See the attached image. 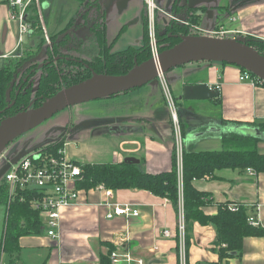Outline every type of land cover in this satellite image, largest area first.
<instances>
[{
	"label": "crops",
	"instance_id": "0c3cea01",
	"mask_svg": "<svg viewBox=\"0 0 264 264\" xmlns=\"http://www.w3.org/2000/svg\"><path fill=\"white\" fill-rule=\"evenodd\" d=\"M92 1H99L105 5V0ZM118 1L120 9H125L129 3V0ZM108 2L111 3L110 0ZM177 2L178 0H156L158 10L172 7L173 11L169 14L174 15L176 12L177 16L185 21L189 20V17L187 18L189 8H196L199 16L197 26L202 31L211 32L223 25L229 30L240 31L238 34L230 35L231 38L251 37L255 40H264V0H180L179 4ZM43 3L51 10L50 12L55 11L57 19L62 17L69 21L83 8L80 6L81 0H44ZM144 5V0H140L136 23L139 20L143 22ZM232 16L235 20L231 21ZM157 23L158 27L166 24ZM107 28L106 18V30ZM19 34L17 21L10 18L9 6L1 2L0 66L5 60L18 58L30 48L31 44L28 43L21 46L25 35L23 41L19 43ZM33 34L26 35L31 37ZM112 44L115 45L114 42ZM182 71L183 73L175 78L178 89L183 83L206 82L220 90L219 100L217 98L192 100L196 102L195 106L201 115L196 116L189 124L185 123L186 138H189V142L197 141V138L206 137L207 134H220L224 128L227 131H234L235 122L264 123V85L240 81L241 69L238 66L190 63ZM208 111L211 114L207 113ZM208 116L212 118L202 123V119ZM120 117L122 116L115 118ZM146 122L150 123L148 127L139 122L135 124L137 128L130 123L115 125L120 130L118 129L112 136H121L123 139L120 141L121 151L127 155L114 152L111 160L106 162L121 163L126 156H133L141 159L143 169L148 173H161L171 169L173 163L171 135L156 123L147 119ZM201 126L203 127L200 128ZM208 129L212 131L207 132ZM194 134L197 137L190 139ZM213 138L221 143V148L196 146L194 150L225 148L222 138ZM260 141L264 142L262 139ZM194 185L203 192H209L215 200L204 208L206 214L216 215L223 203L239 204L246 208L251 218L264 226V172L256 171L255 175H250L248 170L222 168L215 175L195 179ZM81 189L79 204L64 207L62 210L60 237L50 238L45 233V228L39 234L22 236L15 264H140L139 260L143 261L142 264L180 263L178 244L180 208L177 210L167 197L140 188L113 190L112 196H106L104 190L94 187L90 190ZM122 203L138 208L139 213L109 217L108 214L114 211L113 204ZM186 229L189 238V264H220L215 243L217 228L214 224L203 225L195 221L188 224ZM113 251L120 254L121 261L114 262L111 259ZM125 254H129L132 261L126 260ZM222 264H264V237H245L241 256L229 257Z\"/></svg>",
	"mask_w": 264,
	"mask_h": 264
},
{
	"label": "trees",
	"instance_id": "16d2710c",
	"mask_svg": "<svg viewBox=\"0 0 264 264\" xmlns=\"http://www.w3.org/2000/svg\"><path fill=\"white\" fill-rule=\"evenodd\" d=\"M44 0H41L43 2ZM196 8H189L191 23H197L198 14ZM144 29V45L130 46L122 50L113 51V44L109 43L106 30V15L103 3L99 1L86 0L82 10H78L73 18L69 21L67 29L62 33L52 35L53 42L47 46V53L68 52L71 58L77 57L84 59L87 65L79 62L63 61L56 66L47 67L42 73L41 82L36 88L39 95L52 96L59 92L63 87L73 85L76 82L85 80L92 76V71L97 73H108L113 75L127 73L134 66L136 59L139 63L151 58V47L149 43L147 14L142 13ZM197 14V15H196ZM197 16V17H196ZM32 18L36 19V15ZM35 28L32 31L42 32L39 22H35ZM157 28L158 30V24ZM170 28V27H168ZM81 29L82 33H78ZM190 30V29H189ZM188 27L174 23L173 35L169 33L157 32L159 49L174 46L180 37L176 33L187 35ZM188 32V33H187ZM43 33V32H42ZM178 34V35H180ZM247 43L254 47L260 54H264V40H255L247 37ZM43 42H46L45 37ZM38 47H41V43ZM74 53H80L82 56H76ZM12 59V58H10ZM8 61V60H7ZM12 66L3 63L0 66V89L1 99L5 102L10 98V84L15 72L17 62L12 60ZM222 64H227L221 62ZM240 68V67H239ZM241 70H245L240 68ZM219 100V98H217ZM27 103L28 99L18 97L16 109L20 103ZM21 103V104H22ZM41 103V102H40ZM20 109V107H19ZM235 126L246 125L260 128L264 133V123H243L235 122ZM233 126V127H235ZM235 134L222 137L224 144L230 143L227 148L221 150L196 151L184 147L183 152V180L182 190L179 186V176L177 172V158L173 153V163L169 170L161 173H148L140 163H128L125 160L121 163L106 162L92 163L82 165L83 180L79 183L80 188L87 190L92 189L98 184H104L107 188L113 190L128 189H146L155 195L167 197L179 210L180 197L184 201V214L186 227L195 221L203 225L213 223L217 228V245L219 263L234 255L241 256L245 237H264V226L249 223L250 214L246 208L239 204L223 203L219 206L216 215L206 214L204 208L215 202L211 194L199 190L194 185V180L203 178L208 175H215L222 168H239L246 170L253 168L257 172H264V153L259 147L260 139L254 136H245L240 134L236 129ZM226 142V143H225ZM62 143L51 142L44 146L56 150ZM226 146V145H225ZM32 195L28 192H21L9 201L7 197V228L6 236L0 242V260L3 252H9L11 256L10 264H15L14 260L18 257L20 246L19 240L25 235H36L43 230V221L39 216V211L34 210L30 205ZM237 206V210L232 207ZM186 244V264L188 262L189 238L185 235ZM1 264V263H0Z\"/></svg>",
	"mask_w": 264,
	"mask_h": 264
},
{
	"label": "rangeland",
	"instance_id": "374dc122",
	"mask_svg": "<svg viewBox=\"0 0 264 264\" xmlns=\"http://www.w3.org/2000/svg\"><path fill=\"white\" fill-rule=\"evenodd\" d=\"M110 1L111 3L108 2V0H105L104 9L106 10V18L108 23L107 30H109L108 40L109 43L114 42L115 44L113 46V51L122 50L132 45L134 46L136 45L137 47L143 46L145 44L143 40V35H144L143 22H141L140 20L138 23L135 22L137 18V14L140 11V7H139L140 0H129V3L125 9H120L118 0H110ZM81 2L82 3L80 6H84L86 4V0H81ZM144 2H145L144 12L145 14H147L148 17L147 29L149 34V43L151 47L150 57H152L157 52L158 53L161 52V50L159 49L160 43H158V39H157V32H159L160 30H158L156 25L158 23H156L154 42L156 41L157 45L155 44V46H152L153 41L151 40L150 29H149L152 18H151V14H149L146 0H144ZM41 3L45 17V25L49 33V39H51V37L53 38L54 35L62 33L63 30L68 28L69 20H64V18L62 17L57 19V17H55V11L52 10V12H50L51 10L47 9L45 3L43 2ZM171 8L172 7H170V9L160 8L156 13V16L157 14H159V16H157V22L159 23L162 22L166 24L170 22L172 18L169 15L171 16L173 15V14H169V12L173 11L172 10L173 8L172 9ZM189 15L190 13L188 11L187 18L188 17L190 18ZM176 19H177L176 20L177 24L188 27V30L190 29L188 31L189 33L187 32L188 33L187 35L191 33L198 35H203V34L210 35L209 31L199 32V30H197L196 32H194L193 26H196L197 23H191L190 19L186 20L187 22L184 19H180L178 16ZM76 31H78V33H82L81 29H77ZM170 34L173 35V32H171ZM175 34H180V33L175 32ZM43 38H44V33L39 32L37 30L31 37L25 35L24 42L22 43L21 46L23 47L27 45V43L31 44V46L30 48L24 51V53L22 54L24 55L23 57L34 55L35 53L45 48V45L49 42H43ZM46 40L48 41V39ZM40 42L43 43H41L40 45L41 47H38V44ZM17 59L20 58L7 59L8 61L5 60L4 62L7 64V66H12V62H13L12 60L17 62ZM190 63H194L197 65L199 63H203V64L213 63L215 65H222L220 61L219 62L204 61V62H190ZM190 63L177 66L176 68L171 69L168 72L162 73L158 78L149 81L147 84L143 85L142 87L134 88L131 91L121 92L118 95L104 97L100 99H93L88 102L77 103L74 106H70L62 109V111L57 112L56 114L51 116L49 119H47L40 125L19 135L18 138L12 141L6 147L5 151L0 155V169L4 165H6L7 161L12 159L16 154L20 153V151H22L26 147L28 148V150H34L36 147L40 146L41 144H44L54 139L57 140L56 143L57 142L62 143L61 146H64L67 153V157L71 160L79 161L81 166L92 163L94 161L95 162L110 161L111 156L113 155L114 152L117 153L121 152V154L123 155H127V153L122 152L123 150L121 151L120 141L123 140L122 138H120L121 136L120 137L112 136L114 134L110 130V127L108 125H120V124L126 125L130 123L133 126H136L137 128V125L135 124L139 122L145 127H148L150 123L146 122L147 119L152 123H156L160 128L166 129L167 133L171 135L170 136L171 143L173 144L172 155L174 153L175 158H177V172L179 176V186H181V190H182L183 187L182 169H183V161H184V157H183L184 147H187V149L190 150L195 149L196 146H198L197 148H200L199 146H201V148H207V147L215 148L218 146H219L218 148H221V143L215 140L213 137L222 138L225 135L230 136L232 134H235V131H227L224 128V130L221 131L220 134H207L206 137L200 136L199 138L196 139L197 141L189 142V138L188 139L186 138L187 128L185 127V123L189 124L190 121H192V119H196V116L201 114L198 113V111L200 112V110L197 109V106H195L196 102H193L192 100H186L183 98V88L185 84L188 83H183V86H180L181 89L180 91V89H178L175 83L176 81L175 78L177 75H181L183 73L182 70L185 68V66H188ZM33 81H34L33 83L34 86H36L38 83V77ZM263 85L264 83L261 86ZM11 100L12 97L8 99V102ZM173 101L177 109L176 112L174 111V113L170 109L171 102ZM41 103L39 105H41ZM191 108L193 111L189 110ZM15 110L16 109H12L9 112L14 113ZM175 113L177 114V117L174 118ZM207 113L210 112L208 111ZM116 115L117 116L121 115L122 117L116 119L115 118L117 117ZM4 116H7V114L0 115L1 118H4ZM126 117H131V118H126ZM211 118L212 117L209 116L203 118L202 123L209 121ZM134 120L137 121L135 122ZM91 121H103L104 123H98L96 124V126L93 125L91 127L82 125L83 123H87ZM74 125L76 127L75 133L70 131V129H72ZM66 126L67 128L64 130L65 135L62 136V140L58 141V137H60L59 130L62 129V127H66ZM203 126H201L200 128H202ZM126 139H128V137ZM261 142L262 141H260L259 146L261 150H263L264 152V142L262 143ZM229 144L230 143L227 142L225 144L226 146L224 145L225 148H227ZM179 155H181L182 157V159H180L181 163L179 162V158H180L178 157ZM141 167H144V164H141ZM8 193H9L8 184L5 183V181L2 178L0 180V242L3 241L6 236L5 233L7 228L6 227L7 210L9 207L7 206L6 200L8 197ZM180 198L182 201V194ZM182 202H183V214H184V201ZM184 222H185V215H184ZM185 231L187 233L186 224H185ZM10 259L11 256L9 255V252L6 251L2 253L0 263L10 264Z\"/></svg>",
	"mask_w": 264,
	"mask_h": 264
},
{
	"label": "water",
	"instance_id": "95a60500",
	"mask_svg": "<svg viewBox=\"0 0 264 264\" xmlns=\"http://www.w3.org/2000/svg\"><path fill=\"white\" fill-rule=\"evenodd\" d=\"M179 2L180 0H178L177 4ZM174 13L177 15L176 12ZM175 36L180 37L178 43L172 47L163 49L156 56H152L143 63H139L136 59L134 66L127 73L113 75L92 71V76L62 88L61 91L47 97L41 105L23 109L14 115L4 117V120L0 122V155L19 135L40 125L66 107L74 106L77 103L88 102L93 99L118 95L121 92L131 91L158 78L162 73L190 62L220 61L230 65L234 64L245 70H250L264 81V54H260L254 47L249 45L246 40L247 38L214 37L207 34L198 35L192 33L189 35L175 34ZM46 47L39 54H43L47 50ZM16 78L17 74H14L10 88L14 86ZM219 96L220 90L214 89L206 82H190L185 84L183 88V98L186 100L214 99ZM13 103L9 107L14 105ZM98 123L100 121H91L83 123L82 125L91 126L92 124ZM109 127L113 133L118 132L119 128L117 126L111 125ZM236 129L242 135L254 136L264 140V133L258 127L238 125ZM64 130L60 137H58V141L62 140L61 138L65 134ZM208 131L210 132L212 129H208ZM196 137L197 135L194 134L190 139ZM50 141L56 142L57 140ZM47 143L41 144L35 149L41 148ZM26 148L7 161L6 165L0 169V180L3 178V174L10 167L11 163H16L22 156L34 151L26 150ZM124 159L128 163L135 164L141 162V159L133 156H126Z\"/></svg>",
	"mask_w": 264,
	"mask_h": 264
},
{
	"label": "built area",
	"instance_id": "2783aa9c",
	"mask_svg": "<svg viewBox=\"0 0 264 264\" xmlns=\"http://www.w3.org/2000/svg\"><path fill=\"white\" fill-rule=\"evenodd\" d=\"M9 6L10 18L18 22L19 27V41H23V37L26 34L33 33L35 22H39L44 37L49 40V33L45 25V17L43 13L42 3L40 0H0ZM148 5L149 14H151V23L149 26L152 46L157 45L155 38V24L157 21L156 13L158 7L156 0H146ZM36 15V19L32 18ZM172 20H177V15H169ZM235 20V17H231V21ZM193 31L203 32L200 27L193 26ZM240 33L239 30H229L225 26L220 25L218 29L211 31L210 35L219 37H229L232 34ZM154 54L153 56H156ZM239 80L242 82H249L253 85L261 86L264 81L261 80L250 70H241ZM166 86V85H165ZM171 111L176 112V106L174 101L170 105ZM172 114V113H171ZM173 115V114H172ZM177 117L175 113L174 118ZM178 136V135H177ZM182 143V141H181ZM64 145V144H63ZM183 149V146H182ZM182 151V150H181ZM182 155V154H181ZM179 155V162L181 163L182 157ZM250 175H255L256 170L252 167L247 168ZM82 166L78 161L71 160L67 157L64 146L58 147L56 150L43 146L38 149H34L24 156H22L16 163H11L10 167L3 174V180L8 184V198L9 201L13 199L17 194L21 192H28L32 195L30 198V205L34 210L39 211V216L43 221V228L45 233L51 238L58 239L60 237L61 226V213L64 207L79 204L78 198L80 191L79 183L83 180ZM94 188L102 189L105 191L106 196L113 195L112 188H106L104 184H98ZM181 201V199H180ZM114 211L109 213V217L114 215H137L139 213L138 208H133L127 203L113 204ZM233 210H237L236 206L232 207ZM180 215L179 222V258L180 264H186V244H185V222L183 215V202L180 203ZM249 223L258 225L259 222L253 217L249 218ZM168 234L169 231L167 230ZM126 260L132 261L129 254L124 255ZM111 259L114 262L121 261L120 254L116 251L111 253ZM140 264L143 263L139 260ZM62 264V263H61Z\"/></svg>",
	"mask_w": 264,
	"mask_h": 264
},
{
	"label": "flooded vegetation",
	"instance_id": "af4514ba",
	"mask_svg": "<svg viewBox=\"0 0 264 264\" xmlns=\"http://www.w3.org/2000/svg\"><path fill=\"white\" fill-rule=\"evenodd\" d=\"M156 23H157V21H156ZM174 23H176V20L173 21L171 19L170 22H168L167 24H164L163 27H160L161 29L159 31V34L162 32L165 34L169 33V37L171 38L172 34H170V33L173 30ZM183 24H184V22H183ZM168 27H170V28H168ZM59 36H60V33H59ZM46 42H49L46 45H50L53 42V40L49 39L48 41L46 40ZM39 53H40V51L35 53L34 55H31V56L23 57L24 55H20L18 57L20 59H17L18 62H17V65L15 66V72H14V74H17V78H16L14 86L9 89L10 90V97H12V100L9 102H8V100H5V102H4L1 99L0 115H4V114H7V116L14 115V114L18 113V111H21L23 109L33 108L35 106H38L40 104V102L44 101V99H43L44 95L37 94L36 88H37L38 84L41 82V78L43 76L42 73L45 72V69L47 67L56 66L58 68V64H60V62H62V60L63 61L73 60V62L76 61V62H79L80 64L87 65L84 62V59H82V58H77V57L71 58L70 56H68V54H67L68 52L47 53L45 50V52L43 54H39ZM74 54L76 56L84 57L80 53H74ZM14 74H13L12 81L14 79ZM37 77H38V83L36 86H34L33 80L36 79ZM12 81H11V83H12ZM10 87H11V84H10ZM62 88H63V82H62ZM1 93H2V91H1ZM18 97L24 98L25 100L28 99V101H29L28 104L21 102L22 104L21 103L19 104L20 109H19V107L16 109V106H17L16 101H17ZM46 98H47V96H46ZM12 103L14 105L9 107L10 104H12ZM4 109H5V111H4ZM12 109H16L14 113L9 112ZM4 117H6V116H4ZM2 120H4V118L0 117V122ZM100 123H104V122L100 121ZM93 125L96 126V124H92V126ZM108 126H111V125H108ZM66 128H67V126L62 127V129L59 130L61 132V133L59 132V134L61 135L63 133V129H66ZM70 131L75 133V131H76L75 125L72 127V129H70ZM54 140H56V139H54ZM48 143H51V141H48ZM26 150H28V148H26Z\"/></svg>",
	"mask_w": 264,
	"mask_h": 264
}]
</instances>
